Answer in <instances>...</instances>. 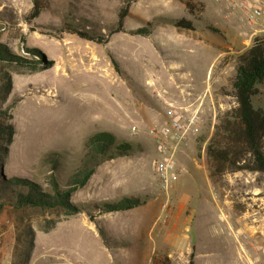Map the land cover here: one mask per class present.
<instances>
[{
	"label": "rangeland",
	"instance_id": "1",
	"mask_svg": "<svg viewBox=\"0 0 264 264\" xmlns=\"http://www.w3.org/2000/svg\"><path fill=\"white\" fill-rule=\"evenodd\" d=\"M126 1L42 0L44 9L31 18L33 0H0V43L15 55L40 58L34 68L0 62V124L12 127L9 151L4 156L0 151V264H189L191 253L194 264H264V215L259 214H264V175L211 176L207 158L219 116L235 106L228 93L235 55L219 58L207 74L226 43L225 30L215 15L203 14L200 1L191 0L195 7L188 11L182 0H140L135 7L145 5L146 20L128 13L123 30L110 35ZM182 17L196 29L167 23ZM147 22L153 26L146 36L138 30ZM73 28L108 41L83 39L69 31ZM27 48L41 55L35 58ZM1 73L11 76L9 91ZM180 88L193 97L209 88L207 107L214 105L217 118L212 125L214 112L206 113L186 157L178 159L173 192L176 185L185 192L192 210H174L175 194L170 210H159L162 195L152 166L156 151L144 131L159 120L163 101L156 90L165 98L180 97ZM258 89L252 103L264 109V83ZM104 131L136 144L132 154L114 159L139 162L151 186L142 193L130 190L135 182L125 177V168L110 167L104 180L91 181L90 191L73 194L70 202L79 208L73 213L15 205V191L24 188L9 190V178L49 190L53 167L60 180L66 178L81 164L87 138ZM5 145L1 133L0 149ZM122 183L126 190L118 189ZM100 185L105 194L92 195ZM129 196L149 202L150 210L142 205L100 213L96 208Z\"/></svg>",
	"mask_w": 264,
	"mask_h": 264
},
{
	"label": "trees",
	"instance_id": "2",
	"mask_svg": "<svg viewBox=\"0 0 264 264\" xmlns=\"http://www.w3.org/2000/svg\"><path fill=\"white\" fill-rule=\"evenodd\" d=\"M127 0L118 13L115 30L110 35L122 31L132 2ZM186 9L191 11L195 3L191 0H182ZM44 9L42 0H33L30 11L31 18H36ZM155 20H160L156 18ZM168 24L180 29L195 30L192 21L185 18L168 19ZM153 22H147L146 26L139 29L142 35H149ZM79 37L87 40H97L99 43L107 42V37H94L87 32L73 28L69 30ZM28 52L39 58L41 52L37 48H27ZM40 59V58H39ZM39 59H28L13 54L5 44L0 43V62L18 67H36ZM2 84L9 91L11 87L10 74L1 73ZM264 83V36H257L252 44L236 58L235 72L230 80V91L235 99V106L219 116L217 128L211 142L207 147V158L211 168V176L238 171L257 172L264 175V109L254 108L252 99L259 92L258 85ZM6 134V145L0 151L2 155L8 153L12 142V127L0 124V134ZM130 141L117 140L111 132H99L87 138L85 141V153L81 164L66 178L60 180L53 167L47 184L49 190L38 183L28 179L13 176L7 180L12 187L20 186L24 190L15 191V205L17 207L33 206L40 208H64L67 213L79 210L70 200L73 194L84 188L96 168L103 162L121 156L132 154L135 149ZM50 161L54 162L53 158ZM140 197H123L115 202L103 203L96 206L100 213L128 210L143 204ZM189 264H194L193 254L190 255Z\"/></svg>",
	"mask_w": 264,
	"mask_h": 264
},
{
	"label": "built area",
	"instance_id": "3",
	"mask_svg": "<svg viewBox=\"0 0 264 264\" xmlns=\"http://www.w3.org/2000/svg\"><path fill=\"white\" fill-rule=\"evenodd\" d=\"M225 8L227 16L238 17L240 31L246 33L248 28L253 29L250 37L264 33L263 0H215ZM252 35V36H251ZM257 37V36H256ZM246 38H249L247 36ZM253 38L247 41L252 44ZM151 84H153L151 82ZM209 87V86H208ZM209 88L193 97L188 89L180 88V97H167L156 90L155 94L162 99L159 111L161 118L149 126L144 133L152 140L156 156L152 158L153 178L158 183L159 191L165 202L163 209L170 208L173 199V188L178 181V156L188 147L190 140L196 137L204 124L207 112L213 111L211 124L216 123V109L214 105L207 107L206 98ZM132 131L138 132L136 126Z\"/></svg>",
	"mask_w": 264,
	"mask_h": 264
},
{
	"label": "crops",
	"instance_id": "4",
	"mask_svg": "<svg viewBox=\"0 0 264 264\" xmlns=\"http://www.w3.org/2000/svg\"><path fill=\"white\" fill-rule=\"evenodd\" d=\"M139 1L140 0H137L136 2L132 3L131 8L129 10V13H131L133 15H139L140 19L142 21H144L146 19H143V18H146L148 10L145 8V5H138L135 7V5H137ZM194 1H200L203 4V6H204L203 14H208L209 16L215 15L216 21L222 27V29L225 30V32L227 34L226 37L224 38L226 43L224 44V47L221 48V51L216 55L215 59L211 63L209 70H208V73H207L208 75L210 73L211 67L215 64V62L219 58H221L223 56H228V55H232V56L235 55V57H234V60H235L239 54H241L245 49H247L250 46L249 43H247V41L252 40V38L254 39L256 36H264V33H259L255 37L253 36L251 38L250 34H253L254 27L248 28L246 30V33L241 32L240 28L238 26V17L227 16L225 14V8L221 5H219L215 0H208V1H206V0H194ZM263 4H264V0H263ZM209 5H213V8L210 7ZM157 15H164V14L161 12V13H158ZM208 22H209V20H208ZM262 23H263L262 25L264 27V21H262ZM209 24L214 26V24H216V23L214 21V23L209 22ZM247 36H249V38H246ZM228 44H231L234 48L232 49V47H227ZM208 75H207V79H206V84L208 82ZM186 86L188 87V85H186ZM157 114H158L159 119H160L161 118L160 112L158 111ZM186 155L187 154H186V150H185L183 153L179 154L178 159L183 161L184 158L186 157ZM107 161H109V163ZM107 161L101 163L96 168L94 174L91 176V178L89 179L86 186L82 189L90 191L91 181L97 180V179H99L101 181L102 178L104 180V178H106L108 176L107 173H108L110 167L125 168L124 169L125 171H123L125 177L129 176L135 182L134 189H130V190H138L139 192L142 193V191L146 190L147 187L150 185V184H148L149 182H148L147 178H144L141 175V169H140L141 167H140L139 162L137 163L136 161H132V160H128V159H122V158L121 159H111V160H107ZM108 186H110V185H108ZM100 187H101V188H99L100 192H97L98 189L92 190L91 191L92 195L94 194L97 197L98 196L102 197L103 194H105V193H103V190H105V188H103V185H100ZM118 189L119 190H122V189L126 190L125 185L123 183L119 184ZM80 190H78V191H80ZM106 190L112 191L114 189L109 187V188H106ZM91 193H89V194H91ZM174 194L176 195V198L178 200L177 206L174 208V210H184L185 207L188 208L189 210H192L191 207L189 206V197L185 195V192H182V191L180 192L177 188V185H176V193H174ZM161 195H162V193H161ZM129 197H131V196H129ZM173 197H174V195H173ZM102 199H104V197ZM95 201H96V198H95ZM164 202H165V199L162 195V199H161V202L159 205V210H165L162 207ZM142 205H144V207L147 208L146 210H150L149 209V202L145 201L143 204H141L139 206H142ZM137 207H134V208H131L128 210H139ZM167 210H170V208H168ZM259 214L264 215L262 212H259Z\"/></svg>",
	"mask_w": 264,
	"mask_h": 264
}]
</instances>
